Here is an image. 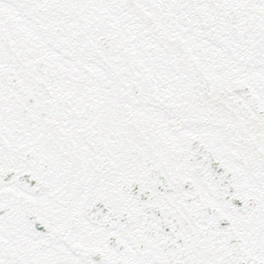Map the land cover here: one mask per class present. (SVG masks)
<instances>
[{"label":"snow or ice","instance_id":"snow-or-ice-1","mask_svg":"<svg viewBox=\"0 0 264 264\" xmlns=\"http://www.w3.org/2000/svg\"><path fill=\"white\" fill-rule=\"evenodd\" d=\"M0 264H264V0H0Z\"/></svg>","mask_w":264,"mask_h":264}]
</instances>
